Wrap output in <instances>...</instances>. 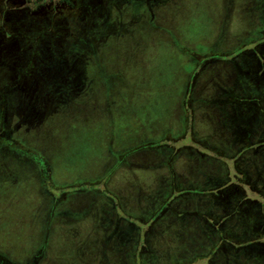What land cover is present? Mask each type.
I'll list each match as a JSON object with an SVG mask.
<instances>
[{
    "label": "rangeland",
    "instance_id": "rangeland-1",
    "mask_svg": "<svg viewBox=\"0 0 264 264\" xmlns=\"http://www.w3.org/2000/svg\"><path fill=\"white\" fill-rule=\"evenodd\" d=\"M0 264H264V0H0Z\"/></svg>",
    "mask_w": 264,
    "mask_h": 264
}]
</instances>
